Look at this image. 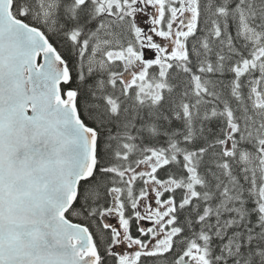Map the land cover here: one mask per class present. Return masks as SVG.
<instances>
[{"label": "snow or ice", "instance_id": "obj_1", "mask_svg": "<svg viewBox=\"0 0 264 264\" xmlns=\"http://www.w3.org/2000/svg\"><path fill=\"white\" fill-rule=\"evenodd\" d=\"M0 264H264V0H0Z\"/></svg>", "mask_w": 264, "mask_h": 264}]
</instances>
